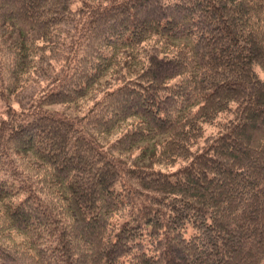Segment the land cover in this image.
I'll return each instance as SVG.
<instances>
[{"label": "trees", "instance_id": "16d2710c", "mask_svg": "<svg viewBox=\"0 0 264 264\" xmlns=\"http://www.w3.org/2000/svg\"><path fill=\"white\" fill-rule=\"evenodd\" d=\"M0 102V264H264V0H0Z\"/></svg>", "mask_w": 264, "mask_h": 264}, {"label": "rangeland", "instance_id": "374dc122", "mask_svg": "<svg viewBox=\"0 0 264 264\" xmlns=\"http://www.w3.org/2000/svg\"><path fill=\"white\" fill-rule=\"evenodd\" d=\"M263 77V76H262ZM3 105L1 104V102H0V115L3 113ZM154 146H156V144L154 143V142H150V143H148V144H144L142 147H146V153H147V156H146V159H148V157H149V154H150V151H152L153 150V148H154ZM141 147V148H142ZM138 150L134 153V157H135V155H137L138 154ZM133 157V158H134ZM143 165L144 166H146V163L144 162L143 163Z\"/></svg>", "mask_w": 264, "mask_h": 264}]
</instances>
